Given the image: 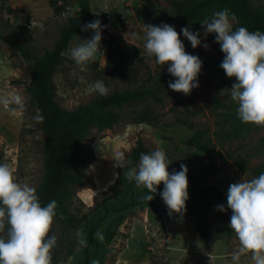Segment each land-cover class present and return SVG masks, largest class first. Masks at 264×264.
Returning a JSON list of instances; mask_svg holds the SVG:
<instances>
[{
    "label": "rangeland",
    "instance_id": "obj_1",
    "mask_svg": "<svg viewBox=\"0 0 264 264\" xmlns=\"http://www.w3.org/2000/svg\"><path fill=\"white\" fill-rule=\"evenodd\" d=\"M62 1L0 3V37L17 46L0 39V96L18 93L25 100L22 115L13 114L10 109L14 105L5 108L0 104V163L15 170L17 182L28 183L37 190L43 179L42 135L36 119L38 113L26 103L31 62L21 57L19 49H26L33 58L52 49L60 28L70 18L79 16L78 0H67L64 11L54 13L53 8ZM173 1L179 0H88L91 14L111 9L120 13L123 30L117 35L118 43L125 49H137L143 62L135 69L134 83L127 85L104 71L106 34L112 30L102 18L84 22L98 19L106 26L102 31L103 50L88 64L87 70L77 66L70 56L71 48L94 34L91 30L82 31V24L63 52L64 60L51 76L54 100L60 107L71 110L90 103L98 95L85 91L87 84L96 80L104 81L110 94L126 87L148 86V76L170 75L167 64L157 65L154 57L145 54L144 24L174 26L185 51L202 61L199 87L190 95L172 91L167 85L164 93L159 94L160 103L146 99L128 104L117 111L119 117L110 128L88 129L82 139L84 161L68 167L71 174L81 177L79 184L69 187L65 203L73 221L67 224L54 220L49 232V236L55 234L58 238L52 249V264H232L231 255L238 249L239 241L228 227L232 213L227 209V190L241 178L250 180L264 172V126L249 123L248 130L237 138L224 137L234 123L225 118L219 104L238 106L229 90L235 78L226 77L224 71L212 66L224 57L219 44L214 42L215 34L205 38L201 27V45L192 48L181 33L182 27L173 21L175 13L170 6ZM249 1L252 7L264 9V0ZM204 43L209 45L207 50L202 46ZM136 139L147 149L146 154L162 148L170 173L173 169L180 171L181 164L186 165L187 201L194 204L191 211H185L182 217L176 213L170 216L159 195L163 183L156 194L138 188L134 180L129 186L131 191L127 190L120 174L122 168L114 167V159L118 152L126 156ZM147 194L154 195V199H143ZM152 204L158 207L160 220L151 212ZM218 204L225 205L226 210H216ZM94 224L89 241L88 233ZM196 224L207 232L205 240L197 233ZM0 236L6 238V232ZM239 264H253L251 254L241 256Z\"/></svg>",
    "mask_w": 264,
    "mask_h": 264
},
{
    "label": "clouds",
    "instance_id": "obj_2",
    "mask_svg": "<svg viewBox=\"0 0 264 264\" xmlns=\"http://www.w3.org/2000/svg\"><path fill=\"white\" fill-rule=\"evenodd\" d=\"M237 17L228 9L214 12L211 20L200 22L204 36L215 34L214 42L219 44L224 54L219 67L226 77L235 78L230 97L238 104L237 116L243 123L264 126V32L249 31L246 27L234 30ZM102 26L100 20L82 25V31L91 30L90 39L70 49V56L77 66L87 70L96 55L103 50L101 46ZM145 54L155 58L157 65H168V73L175 78L169 82L172 91L190 95L199 87L198 75L202 61L196 55L185 51L174 26L161 23L159 26L144 24ZM183 36L193 49L201 45L200 33L192 32L188 27L181 29ZM135 35V34H134ZM205 50L209 45H202ZM104 55V50H103ZM81 77V83H84ZM86 94L106 96L109 89L104 81L88 83ZM0 104L11 107L13 114L22 115L25 100L18 94L0 96ZM42 120V116H37ZM126 157L118 152L114 167L123 168ZM131 163V161H128ZM169 162L162 148L150 154L141 153L138 165L130 168L126 175L136 186L144 187L148 193L156 194L157 187L163 183L159 193L171 216L181 217L186 211L188 200L187 167L180 165V171H168ZM147 201L154 195L143 197ZM58 204L55 200L41 206L37 189L28 183H19L15 170L7 163H0V233L6 232V238L0 236V264H52V249L57 246V236L51 231ZM227 209L231 210L228 227L235 233L239 247L231 255L232 264H239L241 256L251 254L253 264H264V172L257 177L240 179L229 185L227 190ZM216 210L224 212L225 205H216ZM103 239L102 236L99 237Z\"/></svg>",
    "mask_w": 264,
    "mask_h": 264
},
{
    "label": "trees",
    "instance_id": "obj_3",
    "mask_svg": "<svg viewBox=\"0 0 264 264\" xmlns=\"http://www.w3.org/2000/svg\"><path fill=\"white\" fill-rule=\"evenodd\" d=\"M4 0H0L3 2ZM53 8V12L60 14L64 11L65 3ZM77 6L79 16L70 18L60 28L58 37L52 49L39 58H33L26 49H19V53L24 60L31 62V71L26 87L28 107L37 111L39 129L42 135L40 152L43 156V179L37 190L41 206H46L50 201L55 200L58 204L55 221L60 223H72V218L65 210L66 198L69 196V187L77 185L81 177L71 174L68 167L84 161L82 139L87 134L88 129H108L118 119V110L128 104L140 102L146 99L158 104L161 102L160 95L164 93L169 82H174L171 75L159 74L156 77L148 76V86L145 84L135 87H126L123 91H113L106 96L99 94L88 104L75 109L67 110L60 107L54 100L51 86V76L54 70L64 60L63 52L66 50L70 39L77 32L78 28L88 19L102 18L109 22L112 32H107L106 49L104 54V71L112 78L125 81L127 85L135 81V69L137 65H142V59L138 56L135 48L125 49L118 43V33L123 30L120 13L111 9L102 14H91L88 0H78ZM170 6L175 13L173 21L180 27L194 28L202 36L201 24L205 18L211 20L214 12L228 9L237 17L235 28L246 27L249 31L260 30L264 32V9L262 7H252L249 0H179L170 2ZM7 44L17 48L15 44L1 38ZM221 62H215L212 66L219 67ZM224 112L225 118L232 120L234 127L231 132L224 135L227 139L237 138L241 133L248 130L249 123H243L237 116V107L233 104H219ZM146 120V118L144 119ZM197 149L205 150L202 146ZM141 153H147V149L142 145L140 139H136L133 147L129 150L126 163L121 169L127 190L132 181L127 178V171L136 167ZM128 161H131L129 163ZM261 174V172H259ZM132 193V192H131ZM194 204L186 201V211H191ZM150 210L157 220H160L158 207L155 204L150 206ZM96 224L91 227L90 235ZM196 230L200 238L205 240L207 232L200 224H196ZM110 235L106 237L107 240ZM88 243V242H87ZM88 245V244H87ZM87 245L85 250L87 249Z\"/></svg>",
    "mask_w": 264,
    "mask_h": 264
},
{
    "label": "crops",
    "instance_id": "obj_4",
    "mask_svg": "<svg viewBox=\"0 0 264 264\" xmlns=\"http://www.w3.org/2000/svg\"><path fill=\"white\" fill-rule=\"evenodd\" d=\"M9 2L11 1V0H8ZM1 3V2H0Z\"/></svg>",
    "mask_w": 264,
    "mask_h": 264
}]
</instances>
